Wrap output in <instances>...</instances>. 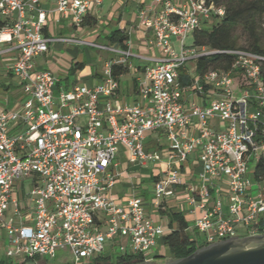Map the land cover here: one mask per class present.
Here are the masks:
<instances>
[{
    "label": "built area",
    "instance_id": "obj_1",
    "mask_svg": "<svg viewBox=\"0 0 264 264\" xmlns=\"http://www.w3.org/2000/svg\"><path fill=\"white\" fill-rule=\"evenodd\" d=\"M56 1L75 26L103 2ZM47 14L40 0H0V42L16 44L12 71L28 95L20 110L0 112V223L9 232L6 256L17 262L52 259L57 250L68 249L73 264H103L108 246L117 241L122 254L153 262V250L166 231L148 213L143 197L133 193L122 202L114 199L116 175L110 167L120 147L141 167L159 160V153L145 147L147 134L159 130L169 141V167L154 184L153 207L175 194L182 185L180 165L199 150L201 181L187 199L203 209L195 227L206 243L240 237V227L247 236L264 234V172L258 173L264 169V55L229 50L236 56L231 70L194 75L192 87L179 80L192 60L216 52L186 46L185 38L220 21L224 8L209 0H151L139 12L140 25L152 31L160 56L145 58L132 105L116 99L120 83L113 74L131 53L111 45L101 47L119 57L106 62L100 82L55 95L58 77L37 67L35 59L52 42L76 40L46 36ZM236 70L246 80L240 97L234 96ZM33 175L30 225L16 226L5 219L12 207L23 219L12 191Z\"/></svg>",
    "mask_w": 264,
    "mask_h": 264
},
{
    "label": "crops",
    "instance_id": "obj_2",
    "mask_svg": "<svg viewBox=\"0 0 264 264\" xmlns=\"http://www.w3.org/2000/svg\"><path fill=\"white\" fill-rule=\"evenodd\" d=\"M150 2L151 0H103L100 6L92 7L81 26H75L71 19L72 15L65 17L58 11L56 0H40V6L48 13L47 22L43 29L44 34L53 38L76 40L52 42L48 51L35 59L37 67L50 70L58 77L59 80L55 89V95L58 96L61 89L69 90L75 85L94 86L103 78L106 62L119 57L117 54H112L105 59L101 71L96 69L95 72L83 74L85 60L78 53V47L82 45L96 46L106 50L101 45H111L117 49L127 50L131 53L125 63L118 65L127 68L128 72L126 73L132 74V78L130 83H127V87L123 89L121 87V77L123 74L118 76L120 86L115 97L122 104H134L137 100L136 93L139 79L144 73L145 58L160 56V51L154 44L152 31L140 25L139 12ZM105 4L108 10L106 14H103L102 7ZM128 8L133 10L130 17L126 15ZM0 20L3 23V20ZM100 22L103 23L101 28L98 26ZM114 30H119L127 36V48H122L118 43L110 40L109 35ZM79 31H82V33L85 32L88 35V39L81 38L78 35ZM93 37L97 40H93ZM100 37H104L108 41V44L99 41L98 39ZM18 54L19 50L15 43L0 42V112L4 110H20L28 98L20 80L12 71V66ZM190 65L191 68L189 67ZM191 69L195 73V60H192L186 65L184 70L191 74ZM196 100L202 102L200 98ZM157 132L159 133L157 139L151 135L146 137L145 147L148 152L159 153L160 159L150 161L146 167L140 166L142 169L148 171L144 176L149 179L150 183H144L140 180L141 176L136 178V175L139 174L137 173L138 164L131 161L130 154L125 147H120L115 159L116 165L110 167V171L116 175L112 196L118 202L124 201L133 193L143 197L146 200V210L158 223L163 225L166 232L169 231L168 213L171 211H179L188 221L190 226L189 230L192 232L196 228L195 224L197 219L203 214V209L199 205L190 204L187 199L191 193V188H197L201 181L200 173L203 170L201 151L198 150L193 153L187 162L180 165L182 185L176 186L175 194L170 197H165L159 208L153 207L151 197L154 192V184L163 176L169 167L167 158L169 141L165 132L162 130ZM36 181L37 178L33 175L18 181L14 186L12 194L19 201V209L23 215V219L15 215L14 207H12L5 217L7 222H12L16 226L30 225L33 202L28 195L30 192H28V189L30 188L31 190ZM162 239L163 236L159 238L158 244L153 250L154 260H157L156 262L158 263L170 260V251L168 250L167 252L162 249V244H164ZM8 245L9 232L0 223V259H10L6 256ZM116 245L119 247V242L117 243L115 241L108 248L115 247ZM2 249H4V253H1ZM107 254L119 255L122 253L121 251L119 253L108 251ZM40 260L45 263L42 258Z\"/></svg>",
    "mask_w": 264,
    "mask_h": 264
},
{
    "label": "trees",
    "instance_id": "obj_3",
    "mask_svg": "<svg viewBox=\"0 0 264 264\" xmlns=\"http://www.w3.org/2000/svg\"><path fill=\"white\" fill-rule=\"evenodd\" d=\"M225 10L220 21L211 28H200L193 33V46H206L209 50L216 51L210 54H200L195 58V75H202L210 69L229 71L233 67L236 56L228 53L229 50L246 49L264 55V45L257 36L258 26L264 24V0H209ZM3 23L0 20V27ZM247 31L253 40L249 47L239 46L238 30ZM109 38L118 43L122 48H127V36L119 30H114ZM128 72L127 68L115 65L113 74L117 80L119 75ZM262 76L264 81V61L262 64ZM180 83L184 86H193L194 75L185 70L180 72ZM246 80L241 70L234 73V84L237 88L245 84ZM262 164H259L261 167ZM264 169L259 170L262 174ZM169 216V231L163 235V243L170 251V259H179L193 253L199 247L207 245L205 239L201 242L194 238L189 230V223L179 211H171ZM194 232H198L195 228ZM142 256L135 254L106 255L102 258L103 264H132L143 263ZM11 259H0V264H25ZM99 264V262H98Z\"/></svg>",
    "mask_w": 264,
    "mask_h": 264
},
{
    "label": "rangeland",
    "instance_id": "obj_4",
    "mask_svg": "<svg viewBox=\"0 0 264 264\" xmlns=\"http://www.w3.org/2000/svg\"><path fill=\"white\" fill-rule=\"evenodd\" d=\"M107 10H108V7L105 4V6L102 7L103 14H106ZM132 11H133L132 9L128 8L126 15H128L130 17ZM102 19H103V17H102ZM102 25H103V23L100 22V24L98 25L99 28H101ZM212 25H213L212 22H209L208 24L204 25V28H207V29L211 28ZM78 35L83 39H88V35H86L85 32L82 33V31H79ZM237 36H238L239 46H242V47H249L250 43L253 40V37L247 31H245L243 29L238 30ZM257 36L260 39V43L264 45V24L258 26ZM153 39H154V37H153ZM93 40H97V39L93 37ZM98 40L102 41L103 43L108 44V41L104 37H100ZM185 44H186V46H192L193 45V35H189L188 37L185 38ZM78 53H80L82 55L83 59L85 60V69L83 71V74L95 72L96 69L101 71L103 68L105 59L108 56L114 54L110 50H103V49H100L96 46H84V45L78 47ZM189 67L191 68V65ZM190 72L192 75L195 74L193 69H191ZM131 78H132V74H130V73H125L122 75L121 87L123 89H125L127 87V83L128 84L130 83ZM233 89H234V96L235 97L242 96V94H243L242 90L240 88H237L235 86V84L233 85ZM159 131H161V130H159ZM149 135H151L152 137H154L156 139H157V137H159V133L157 131H151L147 134V136H149ZM122 161H124V160H122ZM137 173H139L141 175L140 180H142L144 183H150L149 179L146 176H144L145 174L148 173L147 170L142 169L138 165ZM29 191H30V188L28 189V192ZM191 234L193 235L194 238L198 239L199 242H201L203 240V234L202 233L192 231ZM239 235H240V237L247 236V233L243 227L239 228ZM162 249H164L168 252V247L165 244H162ZM107 250L113 251L114 253L120 252L119 247L117 245L115 247H109ZM1 253H4V249H2ZM43 261L45 263H43L39 257H35L33 259L27 260L25 262V264H73V256H72L70 250H68V249L60 250L59 249L56 251L54 258H52V259L44 258ZM156 261L157 260H154L153 262H151L149 264H158V262H156ZM132 264H146V263H136L135 262Z\"/></svg>",
    "mask_w": 264,
    "mask_h": 264
},
{
    "label": "water",
    "instance_id": "obj_5",
    "mask_svg": "<svg viewBox=\"0 0 264 264\" xmlns=\"http://www.w3.org/2000/svg\"><path fill=\"white\" fill-rule=\"evenodd\" d=\"M158 264H264V234L213 242L186 257Z\"/></svg>",
    "mask_w": 264,
    "mask_h": 264
}]
</instances>
